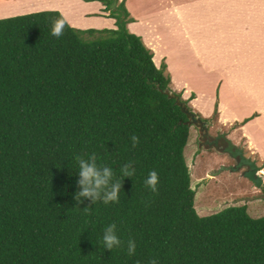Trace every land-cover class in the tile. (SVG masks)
Segmentation results:
<instances>
[{"label":"trees","instance_id":"1","mask_svg":"<svg viewBox=\"0 0 264 264\" xmlns=\"http://www.w3.org/2000/svg\"><path fill=\"white\" fill-rule=\"evenodd\" d=\"M110 16L117 29L66 22L59 38L56 11L0 20V264H264V216L246 206L196 213L189 126L165 93V66L126 29L124 2ZM91 154L122 181L118 202L75 200L76 157ZM152 170L155 193L144 185ZM113 223L122 243L110 251L102 237Z\"/></svg>","mask_w":264,"mask_h":264},{"label":"rangeland","instance_id":"2","mask_svg":"<svg viewBox=\"0 0 264 264\" xmlns=\"http://www.w3.org/2000/svg\"><path fill=\"white\" fill-rule=\"evenodd\" d=\"M11 1L0 0V20L56 11L62 14L65 20L76 23L77 12L83 11L81 7L80 10L76 9V3L85 4L86 10L87 2L95 4L91 2L93 0H76L74 6L70 5L71 0ZM121 1L123 0H119L117 5ZM111 4L106 7L109 15L116 7L111 8ZM147 4L151 9L153 7V15H158L154 19L155 22H159L161 16L164 18L158 31L166 46L164 49H168L170 56L167 61L160 59L158 62L160 57L156 54L155 61L158 63L155 66L160 68L159 66L166 65L164 74L170 80L171 93L176 96L181 94L182 100L188 102L192 111L202 120H207V129L211 136H215L218 131L226 132L229 134V140L233 139L237 143L236 146L243 149L245 157L254 160L261 168L259 174H262L263 185L256 188L244 177L242 169L232 170L234 161L227 155L214 149L200 148L197 128L189 126V141L184 149V157L191 188L195 192L196 213L199 216H209L228 207L244 206L247 202L248 214L251 217H263L264 0H217L216 3H204L201 0H151ZM139 5L141 3L137 0L135 6L138 11L141 8ZM124 7L127 10L126 3ZM127 12L128 18H131L128 10ZM167 12H171L172 18ZM132 20L126 24L130 33L132 30L128 25L137 21ZM106 24L110 22L107 20ZM151 24L149 23V26ZM154 28L155 26L153 29H147V32L153 33ZM152 33L147 36L150 37L156 32ZM207 36L211 40H205ZM183 37L185 40L181 41ZM140 39L144 42L142 37ZM206 74L212 77H206ZM240 81L247 86V92L253 91L255 97L252 95L250 101L245 96L247 106L231 103L230 107L227 105L220 113V98L222 97L224 103L233 101L229 88ZM255 104L259 105V113H255ZM251 105L253 113L250 111ZM260 114L261 117H258ZM247 119L248 121L241 125ZM240 134H246L247 139L245 137L238 140ZM242 196L248 199L240 202Z\"/></svg>","mask_w":264,"mask_h":264},{"label":"crops","instance_id":"3","mask_svg":"<svg viewBox=\"0 0 264 264\" xmlns=\"http://www.w3.org/2000/svg\"><path fill=\"white\" fill-rule=\"evenodd\" d=\"M7 1H10V0H7ZM12 1H14V0H12ZM118 1L119 0H117V3H118ZM139 1L141 3V5H139V6H141V8L139 9V11L136 10V6H135V5H137V0H125V1L123 0V1H121V2H124V4L126 3L127 10L129 11V14H131V16H132L131 18L133 19V20L132 19L131 20L132 21H134L135 19L137 20L136 23L129 24L128 27L131 28L132 34H135L136 36H138L140 38L142 37L144 39V42H143L142 39L141 40H142L143 44L149 50H151L152 52L153 51L155 52V53L153 52L154 53V55H153V62H154V64L160 62V59H165L167 61L168 56H170L169 55L170 52L168 51V49H164L166 46L162 42L160 33L158 31L159 28L162 25V20L164 18L161 16V17H159V18H161V20L159 22H155L154 19L157 18L158 15L157 16L153 15V7L151 9V7L148 6V4H147V2L148 1L151 2V0H139ZM201 1L204 2V3H207L209 1L216 3L217 0H201ZM91 2H95V4H91L90 2H87L88 3V9L86 10L85 7H84L85 4H83V3L82 4L76 3V0H71L69 2L70 5L74 6V4L76 3V6H77L76 9L77 10H80L79 8L81 7V9H83V11L77 12L78 18H75L76 23H73V22L70 23L69 20H66L67 21V24L70 27L74 28V29H80V30H83V31L84 30H90V29H92V30H98V29H108V30H112L113 26H115L113 28V30L116 29L115 19L111 18V16L109 15V12L106 10V7L107 6L103 2H101V1L99 2V1L94 0V1H91ZM171 12L170 13L167 12V15L169 14L170 17L173 16L171 14ZM167 15H166V17H167ZM107 20L110 22V24H106V21ZM149 23H152V24L149 26ZM153 26H155V28H154L153 31L156 32V33L153 32L154 35H151L153 37V38H151V36L149 37V36H147V34L148 33H152V32H147V29H153ZM204 39L205 40H211V38L208 39V36H207V38H204ZM184 40L185 39L183 37L181 41H184ZM156 54H158L159 57H160L158 62L155 61ZM206 77H212V76L210 74L209 75L206 74ZM208 82H210V80ZM232 86H234V87H230L229 88V90H230L229 92H230V94L232 96L231 98L234 99V100L233 101H230L229 100V103H227V101H226V103H224V102H222V97H221L220 98L221 106L219 107L220 113H222V109L226 108L227 105H228V107H230V104L231 103L232 104H236L237 106H239V105H243V106L246 105L247 106V104H245V96L248 97L249 100L250 99L252 100V98H253L252 97L253 91L252 92H247L246 91L247 86L245 84H243V82H241V81L240 82H237V83L233 84ZM181 89H184V88H181ZM258 106L256 104L254 105V107H255L254 110L256 111L255 113H259V110H257ZM251 107H252V105L250 106V108ZM211 110H212V107H211ZM254 110H253V107H252L250 109L251 113H253ZM260 110H261V107H260ZM261 114L258 117H261ZM208 116L211 117L210 115H208ZM249 120H251V119H249ZM227 138L229 139V134L227 135ZM241 138L247 139L246 134H240L239 137H238V140L239 139L241 140ZM188 141H189V139H188ZM231 141L235 145L237 144V143H235L233 141V139H231ZM263 160H264V157L262 158V161ZM263 171L264 170L262 169V172ZM261 175L262 174H260V176ZM255 193L258 194L259 192H255ZM240 199H241L240 202H242L243 200L246 201L248 199V197L242 196ZM244 206H246V210H247V214H248L249 213L248 212V210H249L248 209V203L246 202Z\"/></svg>","mask_w":264,"mask_h":264},{"label":"clouds","instance_id":"4","mask_svg":"<svg viewBox=\"0 0 264 264\" xmlns=\"http://www.w3.org/2000/svg\"><path fill=\"white\" fill-rule=\"evenodd\" d=\"M66 26V20L64 18L56 19L52 22L51 35L59 38L63 35L64 28ZM193 112V111H192ZM194 113V112H193ZM203 121V120H202ZM132 146L135 147L139 144V138L136 135L131 137ZM79 165L78 184L81 187V191L75 194V200L77 203H81V198H91L95 204L97 201H102L105 205L109 203H115L119 201V193L122 185V181H113V171L107 166H98L97 157L95 154H91L87 159L80 156L76 157ZM131 163L125 164L121 169L123 177H132L134 169L131 170ZM159 182L158 173L152 170L148 173V176L144 180V185L151 192H157V184ZM117 226L115 223L108 225L103 231L102 244L103 248L110 251L114 247L121 246V240L116 234ZM136 252V244L134 240L127 242V254L129 256L134 255ZM151 264H157L155 260Z\"/></svg>","mask_w":264,"mask_h":264},{"label":"water","instance_id":"5","mask_svg":"<svg viewBox=\"0 0 264 264\" xmlns=\"http://www.w3.org/2000/svg\"><path fill=\"white\" fill-rule=\"evenodd\" d=\"M117 5V0H112L111 8ZM169 98L175 100V104L179 106L181 112L187 117V126H194L199 131V144L200 148L214 149L220 154L227 155L234 161V168L232 170H243L245 178L249 179L256 188H260L263 184V180L260 176L261 168L251 158H247L244 155L243 149L237 147L227 138L226 133H218L214 137H209L208 141L205 139L208 135L207 123L202 121L201 118L191 112L185 103H183L178 96L171 92H165ZM224 169V168H222Z\"/></svg>","mask_w":264,"mask_h":264},{"label":"flooded vegetation","instance_id":"6","mask_svg":"<svg viewBox=\"0 0 264 264\" xmlns=\"http://www.w3.org/2000/svg\"><path fill=\"white\" fill-rule=\"evenodd\" d=\"M197 115V117H198V114H196ZM206 122V121H205ZM207 123V122H206ZM218 133H226V132H219L218 131ZM217 133V134H218ZM197 136H198V145L201 143V142H199V131H198V129H197ZM216 136V135H215ZM207 138L205 139L206 141H208V139H209V137H214V136H211L210 134H209V132H208V135L206 136ZM209 142V141H208Z\"/></svg>","mask_w":264,"mask_h":264},{"label":"bare ground","instance_id":"7","mask_svg":"<svg viewBox=\"0 0 264 264\" xmlns=\"http://www.w3.org/2000/svg\"><path fill=\"white\" fill-rule=\"evenodd\" d=\"M10 2V1H9ZM12 2V1H11ZM15 2V1H14ZM19 2V1H18ZM17 10V9H16Z\"/></svg>","mask_w":264,"mask_h":264}]
</instances>
